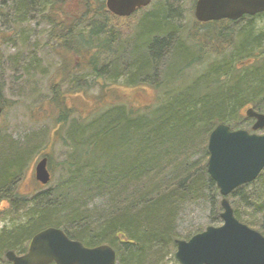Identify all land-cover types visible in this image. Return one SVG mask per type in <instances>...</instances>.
<instances>
[{"label": "trees", "instance_id": "trees-1", "mask_svg": "<svg viewBox=\"0 0 264 264\" xmlns=\"http://www.w3.org/2000/svg\"><path fill=\"white\" fill-rule=\"evenodd\" d=\"M160 1L119 17L106 9L105 0H79L67 28L74 39L45 43L58 58L52 72L58 81L49 80L46 98L55 115L53 132L57 127L63 132L56 140L66 151L58 180L51 174L46 185L37 182L39 189L26 195L18 186L54 139L44 128L21 138L0 132V221H10L0 227V264H11L7 251L25 253L29 239L50 226L89 247L109 244L117 264H178L177 221L185 207L204 202L212 210L210 219H220L221 196L207 171L208 137L220 123L251 131L247 107L264 113L263 50L242 54L244 47L237 43L243 39L233 37H241L245 28L227 29L238 20L201 23L192 16L183 32L176 31L170 0ZM246 18L253 17L241 19ZM129 19L132 25L122 24ZM244 32L251 35L249 29ZM250 39L259 37L251 35L245 43ZM252 54H258L259 66H242L245 74L236 73L235 62ZM14 57L19 63L26 59ZM78 57L85 59L83 67ZM39 64L40 59L28 58L14 67L15 78L36 76ZM81 68L110 83L123 78L130 85H148L157 92L156 103L143 108L101 104L89 116L77 115L65 102L64 88L85 89ZM0 103L2 116L1 90ZM227 198L234 215L264 235V169Z\"/></svg>", "mask_w": 264, "mask_h": 264}, {"label": "water", "instance_id": "water-1", "mask_svg": "<svg viewBox=\"0 0 264 264\" xmlns=\"http://www.w3.org/2000/svg\"><path fill=\"white\" fill-rule=\"evenodd\" d=\"M151 0H105L107 10L127 17ZM264 12V0H196L193 16L198 22L237 20L244 15ZM2 106L0 104V114ZM254 119L252 131L231 129L218 124L207 142V171L222 196L221 225H208L189 239H176L174 258L179 264H264V236L239 221L227 199L235 188L252 182L264 168V113L252 107L245 110ZM35 179L50 181L47 158L34 166ZM11 264H117V253L107 243L93 247L69 238L62 229L46 227L30 239L25 253H5Z\"/></svg>", "mask_w": 264, "mask_h": 264}, {"label": "rangeland", "instance_id": "rangeland-1", "mask_svg": "<svg viewBox=\"0 0 264 264\" xmlns=\"http://www.w3.org/2000/svg\"><path fill=\"white\" fill-rule=\"evenodd\" d=\"M62 1L63 2H60L63 4L61 7L66 8L67 10L68 3L74 6L75 10L79 7V0ZM156 1L158 0H155V2ZM194 1L195 0H170L171 3L169 6L175 10L173 13V22L178 27L176 31L183 32L186 29V25H189L190 18L193 16V9L192 12H190V9L194 6ZM133 21V19H129L121 22L122 24L132 25L134 23ZM17 24V28L20 30V24ZM228 25L227 29L231 28L233 31H236L245 28L250 30L253 37H259L257 40L250 39V42L246 44L244 39L251 38V35L245 36L244 29L243 32L241 31V37H233V40L236 41L243 39V43L240 41L237 44L240 43L238 47H244L242 50V54L244 55H246V52L251 53L257 52L260 49L263 50V52L260 53V61H262L264 59V14L257 15L253 18L231 22ZM126 30L127 29H124L123 32L126 33ZM0 31L2 32L0 40V56L2 57L0 58V90L1 96L5 101L4 114L0 118V132L8 130L14 138H21L29 132L38 131L44 128L48 129L50 133L48 134L47 131L48 139H54L53 141H47V145L40 150L39 155L32 162L30 168L27 170L23 180L18 186V190L21 193L29 195L39 189L37 181L34 178V164L36 161L46 154L49 158L48 169L52 174L54 182H56L60 175V172L57 171V167L64 159L66 151L63 143L56 140V138L60 137L63 132L57 131L58 127L56 128V134L53 132L56 127V123L54 122L55 115H52V106L47 103L48 98H46L47 96H50L48 95L49 92L47 89L49 80H52V82L58 81V76L57 79L56 77H53L54 75L52 76V72L58 63V58L46 48L42 59H40L39 69L36 71L38 76L37 74L36 76H32L20 72V75L23 78L17 80L14 73H19L18 71H13L14 67H20L19 64L28 61L27 57L25 61H21L20 63L17 59V63L14 57L17 55V58L24 59L22 52L23 44L19 39L21 34L16 30L7 31L0 29ZM8 38L11 40H7ZM257 56L258 54L244 56L241 60L235 62L236 67L240 66V70L236 73L245 74V71L242 70V66H245L247 70H252L255 65L259 66L258 63L255 64ZM78 58L76 61L79 63L81 62L82 64L80 65L83 67L85 65V59H82L81 57ZM13 59L15 63L10 62V60ZM81 69L82 73H79V76L84 75L83 78L87 80V86L85 89L76 93L75 91H69L64 88V94H67L65 96V102L68 106H71L74 109L77 115L86 117L96 111L99 107L104 105L108 106L114 103H124L133 108H143L156 103L157 92L154 88L148 85H130L126 83L123 78L117 82L110 83L106 79L94 77L90 71L84 72V68ZM42 70L45 72L43 75L41 74ZM99 80L101 81L99 82ZM100 85L104 87L102 91ZM100 92L102 93L99 98ZM250 122L253 123V120ZM257 132L263 133L264 130H258ZM96 203L99 204L100 201L97 200ZM5 206L6 204L4 203L1 205L3 208ZM211 213V208L204 202H195L187 205L177 221V230L180 237L182 239H187V237L189 238V236L203 231L207 225H220L221 219L218 221H212L210 219ZM9 222V220L0 221V227L9 224ZM172 263L174 262H169V264Z\"/></svg>", "mask_w": 264, "mask_h": 264}, {"label": "flooded vegetation", "instance_id": "flooded-vegetation-1", "mask_svg": "<svg viewBox=\"0 0 264 264\" xmlns=\"http://www.w3.org/2000/svg\"><path fill=\"white\" fill-rule=\"evenodd\" d=\"M60 2L63 1L0 0V29L7 31L16 30L21 34L19 39L23 44V58L35 57L42 59L46 51L45 43L74 39L73 30L67 28H70L73 24L77 9L75 10V7L70 3H68V10L62 8L63 4ZM17 23L20 24V30L17 28ZM1 33L0 31V40ZM7 40L11 39L8 38ZM50 52L53 53L52 51Z\"/></svg>", "mask_w": 264, "mask_h": 264}]
</instances>
